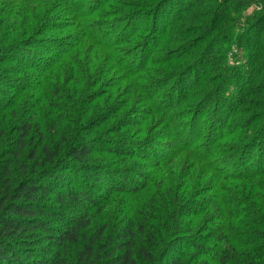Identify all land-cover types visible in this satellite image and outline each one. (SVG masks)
Masks as SVG:
<instances>
[{
    "label": "trees",
    "instance_id": "trees-1",
    "mask_svg": "<svg viewBox=\"0 0 264 264\" xmlns=\"http://www.w3.org/2000/svg\"><path fill=\"white\" fill-rule=\"evenodd\" d=\"M8 1L0 65L37 73L16 86L0 75V264H264V0H191L164 17L166 5L154 12L160 28L146 14L157 0ZM251 7L249 29L234 33ZM23 16L37 28L30 38ZM68 16L77 37L41 39L52 59L27 51L37 30L71 27ZM232 45L251 46L237 65ZM14 89L35 94L17 106ZM122 90L145 103L130 125ZM107 134L114 147L98 153ZM132 146L149 149L138 157L150 173L128 164ZM99 154L135 179L92 170ZM69 206L78 214L65 216Z\"/></svg>",
    "mask_w": 264,
    "mask_h": 264
},
{
    "label": "rangeland",
    "instance_id": "rangeland-1",
    "mask_svg": "<svg viewBox=\"0 0 264 264\" xmlns=\"http://www.w3.org/2000/svg\"><path fill=\"white\" fill-rule=\"evenodd\" d=\"M165 1L166 0H161V1L160 0L158 1L157 0L156 2H154L153 4H151V5H153V7H152L153 9H150V10H148L146 12V14L148 16H150L148 22L154 21L153 20V18H154V12L160 10L161 7L163 8L166 5L169 6V7L168 6L165 7L164 9H161L162 11L160 10L162 12V16L165 17V15L168 14L170 12V10H172V9H170V7L174 9L173 10V12H174V11H176V8H178L180 6L186 7L187 4H189V2H191V0H168L167 3H164ZM7 2H9V1L8 0H0V5L3 4V3L5 4ZM8 5L10 7V4H8ZM8 5H6V7H8ZM6 7H1V10H4V13L7 11L6 10ZM63 10H65V11L67 10L65 6L62 7V11ZM258 12H259V10L256 7H251V8H248L247 10H245L243 12L242 17L241 18H237L238 20H237L236 25H235L236 28L234 30L235 31L234 33L242 34V33L246 32L249 29L248 28L249 25L252 24L255 14L258 13ZM66 18L68 20L66 22L67 24H70L72 22V24L69 25L71 27H68L67 29L60 30L59 32H53V34L52 33L50 34V32H48V31H43V30H40L39 31V30H37V34H36L37 36H36V38H39L40 40L38 41V43H36L37 42L36 41V42H34V44H30L29 47H28V49H27V51H29L31 53V55H34V57L36 56L39 59H41V58L42 59H44V58H48V59L51 58L52 59V57H53L52 55H53L54 51L51 52V51H49V49L46 51L45 48L46 47L47 48L49 47V43L47 44L44 41H42L41 39L46 40L48 38L49 39L58 38V39L64 40V38L66 36H69L71 34H77L78 31H76L77 28H76V24H75V21L76 20L72 16H68ZM23 19H24V23H23V25H19L20 28L18 29V31H22V32H25L26 31V32H28V35H25V36H27V38H30L36 32L35 29H37V28L35 27V25L33 24L32 21H28V18L26 16H23ZM64 20L65 19H62V22ZM129 22L130 21H128L126 23H129ZM148 22L145 24V27L144 28H148L147 30L149 31L152 28L150 26L151 24H149ZM154 23H155V25L157 27V23H159L158 17L156 18V21H154ZM2 24H3V22L0 21V26ZM77 24H78V26H81L78 22H77ZM163 24H164L163 21L161 23H159L158 28H160V25H163ZM9 25H12V24L9 23ZM9 25L6 24L4 30L7 31V29H8V30H10L9 34L10 33L12 34L14 28L11 31V29H9L10 27H8ZM26 32H25V34H27ZM149 35H150L149 32L145 31V32L142 33L141 37L142 38H145V37L147 38ZM77 36H78V34L76 35V37ZM153 36H154V34H152V37ZM23 40H26V37L23 38ZM88 46H91V45H88ZM246 48H251V46L248 45ZM246 48H238L235 45H232L231 53L229 55V59H230L229 60V63L231 65H233V64L237 65L238 63H237L236 60H244L243 58H244V53H245ZM135 49H137V48H135ZM69 50H71V53L70 54H72V55H74L76 53V51H75L74 48H72V49L69 48L67 51H69ZM100 51L103 52L102 50H96L95 55L98 56L99 53H100ZM9 53H12V51L9 52ZM12 54H14V53H12ZM25 65H27V64L24 63V62L23 63H21V62L20 63L4 62L3 64L0 65V75L9 76V78H10L9 79V83L10 84H13L14 86H16V83L17 82H21V80H25V79H30L29 77H33V75H34V77L31 78V79H33L32 82H34L35 81V75H36L37 72H33L30 69L29 70L28 69H25V67H26ZM19 71L21 73H19ZM51 73L52 72L50 71V74ZM15 74H17V75L20 74L19 75L20 77H16ZM237 77L238 76H236V78ZM1 83L2 82L0 81V84ZM43 88H44V85H43ZM33 89H34V87H33ZM33 89L32 90H28L26 93H23V95H20V94L18 95L17 90L14 89L15 91L13 93H11L10 96H12V98L17 101V106L18 105H22L23 106L24 103H25V101H26V99H27V101H26V105H27L28 101H31L28 98L30 96H33L35 94V93H33ZM124 90L121 91V95L120 96H118L119 94L117 95L115 93V95H116L115 98H117V96H118V97H120V99L121 98H123V99H125V98L126 99H129V101L132 103V105H134V109L130 113V116H127V118H126V123L130 125V123H132L133 121H137L140 117H142L143 114L142 113L140 114V112H142L145 103L144 102H142V103L139 102L138 96L134 95L135 94V91H133V90H126V91H124ZM108 91H110V90L107 89V92ZM8 95L9 94L6 93L5 88L0 85V102H3V101L8 100L9 99L8 98L9 97ZM31 99H32V97H31ZM101 114H102V112H101ZM98 115H99V112H98ZM124 129H125L124 131H128L126 129V127ZM136 129H138V128L136 127ZM103 135H105V134H103ZM110 135L109 134L106 135V136H108V138L107 137H103L102 135L96 137L97 139L101 140L105 144H103V143H100V144L97 143L98 145L97 146H94L93 148L96 149V150L97 149L98 150L99 149H113L114 146L112 145V143L110 142V140H112V138H114V137H112ZM152 148L156 152H160V151H158V150H160V146L158 145V142L155 143V145H153ZM148 150L149 149L147 148V149H145V151L143 150L141 152L140 149H137L134 146L130 147L129 148L130 158H129L128 164L132 165V164L138 163L139 164V167H141V169H139L141 172L150 173L151 172V169H152L151 163H148V162L147 163H144V162L140 161V159L138 157L139 154H142L143 152H146ZM171 152H173V151H171ZM98 153H99V151H98ZM101 155L99 154L98 156H101L102 159L105 158L104 159V162H102V161L97 162L99 164H95L93 166L92 170L93 169L94 170H98V167L97 166H99V165L102 166V167H99V168L103 169L104 171L110 169V170L115 171V172H118V171L121 172L123 170V168H120L119 166H115L114 164H112V162H113V160H115V158H113V157H106L105 154H101ZM123 172L126 173V176L128 178L135 179V174L133 172H131V171H124V170L122 171V173ZM62 174H64V176H68V178H66L67 179L66 180L67 181V184H69L70 186H72L73 185V175L71 173H68V171H64ZM91 176L92 175H87L86 173L81 172V175H79V178H80L81 181H83V180L84 181H91ZM99 194H101V193H99ZM99 194H98V196H99ZM46 203H48V205L51 206L52 208H55V205H54V202L53 201H49V202H46ZM181 208H182V212L185 211V209L183 210L184 207H181ZM62 212L67 217L75 216V215L78 214L79 208L73 207V206L72 207L69 206V207H66L64 210H62ZM58 218H55V219H51L50 220L51 222L52 221L54 222V227H57V226L60 225L58 223V221H59ZM49 246L50 245L49 244L47 245V242H46L43 245V247L39 248V250H42L43 252H45V250L49 249ZM188 247H189V245L187 243H185L183 245L182 244H176V249L173 251L172 254H175V251H178L180 249H183L184 250V249H186Z\"/></svg>",
    "mask_w": 264,
    "mask_h": 264
}]
</instances>
